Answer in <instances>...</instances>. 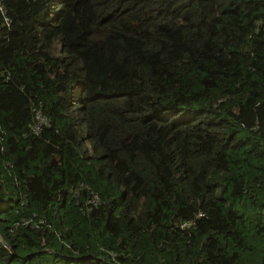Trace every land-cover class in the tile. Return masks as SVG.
<instances>
[{
	"label": "trees",
	"instance_id": "16d2710c",
	"mask_svg": "<svg viewBox=\"0 0 264 264\" xmlns=\"http://www.w3.org/2000/svg\"><path fill=\"white\" fill-rule=\"evenodd\" d=\"M0 264H264V0H0Z\"/></svg>",
	"mask_w": 264,
	"mask_h": 264
}]
</instances>
